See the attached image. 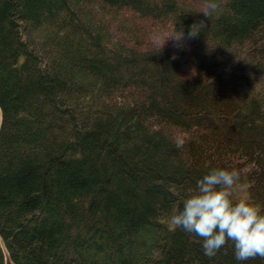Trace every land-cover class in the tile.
<instances>
[{"label":"trees","instance_id":"obj_1","mask_svg":"<svg viewBox=\"0 0 264 264\" xmlns=\"http://www.w3.org/2000/svg\"><path fill=\"white\" fill-rule=\"evenodd\" d=\"M211 166L264 205V0H0V264H264L170 226Z\"/></svg>","mask_w":264,"mask_h":264},{"label":"clouds","instance_id":"obj_2","mask_svg":"<svg viewBox=\"0 0 264 264\" xmlns=\"http://www.w3.org/2000/svg\"><path fill=\"white\" fill-rule=\"evenodd\" d=\"M196 32L191 28L188 35ZM182 36L183 32L173 37ZM239 176L234 166L209 167L169 213L170 226L202 237L206 255H215L232 241L236 260L264 257V205L248 196L235 195Z\"/></svg>","mask_w":264,"mask_h":264},{"label":"rangeland","instance_id":"obj_3","mask_svg":"<svg viewBox=\"0 0 264 264\" xmlns=\"http://www.w3.org/2000/svg\"><path fill=\"white\" fill-rule=\"evenodd\" d=\"M128 14V15H130V13L129 12H123V14ZM125 16H123V15H121V17L119 18V20H121V21H123V18H124ZM124 22V21H123ZM241 180L242 179H239V181H238V184H239V189L237 190V192L235 193V195L237 196V197H239V196H242L243 195V193H244V191H245V184H243L242 182H241Z\"/></svg>","mask_w":264,"mask_h":264}]
</instances>
